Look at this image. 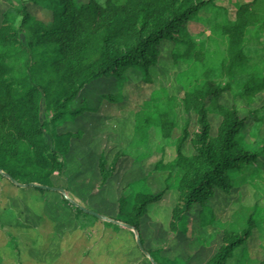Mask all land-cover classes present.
I'll return each mask as SVG.
<instances>
[{
    "label": "trees",
    "instance_id": "1",
    "mask_svg": "<svg viewBox=\"0 0 264 264\" xmlns=\"http://www.w3.org/2000/svg\"><path fill=\"white\" fill-rule=\"evenodd\" d=\"M29 1L40 7L42 16L30 12L29 2H23L21 7L11 6L0 25V170L21 184L54 187L53 174L61 175L66 170L64 158L72 136L69 132L60 134L58 128L74 121L85 109L84 104L74 107L80 93L103 79L121 82L131 68L148 72L158 62L163 43L173 41L174 59L186 64L179 73V83L185 90L184 106L196 115L198 128L192 134L196 155L177 160L186 172L179 180L180 196L170 230L180 232L196 206L208 210L203 220L213 219L206 203L213 189L230 191L234 181L231 173L241 171L245 181H255L259 168L252 167L264 157V144L246 141V122L251 116H242L235 106L226 108L214 102L208 106V102L214 101L221 89H233L229 84L213 90L220 84L211 79L218 77L245 78L236 85V98L250 100L264 91V42L260 41L264 0L238 5L234 20L226 10L224 14L218 11L211 34L205 35L214 47L210 49L192 39L186 27L203 8L212 5L216 9L215 0ZM16 13L21 15L20 22ZM23 34L26 40L21 38ZM160 94L154 91L147 103L159 107ZM108 99L115 100L111 95ZM211 109L222 117L214 138L210 136ZM157 114L155 124L164 136H170L173 124H166L163 116L157 124ZM187 137L188 126L180 143ZM105 166L100 163L101 185L109 175ZM160 196L139 192L129 207L127 196L122 195L117 202V216L112 219L134 227L144 245L142 221L147 206ZM258 211L257 207L248 214L239 225L242 230L233 228L228 232L232 222L223 224L227 227L224 242L207 264H226L234 256L260 223ZM73 214L86 229L102 222L76 206ZM102 223L114 234L127 232L135 238L132 231L112 221ZM89 237H94L93 230ZM135 247L140 249L137 243ZM148 252L158 264H175L158 259L155 251Z\"/></svg>",
    "mask_w": 264,
    "mask_h": 264
},
{
    "label": "rangeland",
    "instance_id": "2",
    "mask_svg": "<svg viewBox=\"0 0 264 264\" xmlns=\"http://www.w3.org/2000/svg\"><path fill=\"white\" fill-rule=\"evenodd\" d=\"M251 1L253 0H215L217 8L214 9L215 7L212 5L203 8L197 18L187 23L186 29L191 38L199 44L203 43L207 49L214 48L205 35L211 34V28L215 24L218 11L220 14H224V10H226L229 18L234 20L237 6ZM23 2H29L27 4L30 12L42 16L43 12L40 7L33 5L29 0H0V25L3 14L11 6L21 7ZM15 15L16 20L20 22L21 15L18 13ZM21 38L26 40L24 34ZM260 41L264 42V30ZM173 49V41L163 43L159 48L158 62L148 72L131 68L121 82L115 78L103 79L101 83L90 84L80 93L74 107L84 104L85 109L78 114L74 121H67L58 128L60 134L68 132L72 134L69 151L64 158L67 165L66 170L61 175L56 172L52 176L54 187L63 188L66 195L49 191L43 195L46 198L43 199L36 197L37 192L34 189L19 191L13 188L18 192L13 193L11 198L13 217L9 221L10 231L18 233L17 228L19 227L16 226L18 221L22 225L27 223V226L31 227L28 230L22 226V230L24 228L27 232L29 241L34 240L40 232H44L48 236L52 235L53 227V233L59 237L58 251L53 246V251L40 253V257L38 254L33 255L37 257V263L90 264L91 260V264H110L108 246L111 236L113 238L115 235H111L112 229L107 228L104 223L97 222L89 229L81 225L76 227L75 224L73 230L70 228L67 230L74 232L65 233L66 236L61 234L63 231L67 232L62 226L64 224L62 222L74 219L72 215L74 204L71 200L113 220L112 218L117 216L116 202L121 194L127 196V205L130 207L135 194L151 192L161 196L158 201L147 206L142 232L147 241L146 247L166 248L167 252L164 255L166 257H162L163 261L189 264L187 261L184 262L174 257L177 256L175 254L177 253L183 258L187 255L192 256L193 264H206L216 248L224 242V228L227 227H224L223 224L228 225L232 222L228 232H232L233 228L242 230L243 228L239 225L245 221L248 214L254 212L258 207L260 223L252 229L249 239L235 251L234 256L226 264H264V157L262 156L252 167V170L259 168L258 175L252 184L245 181L242 177L244 175L238 171L230 174V178L234 181L229 192L218 188L212 190L206 206L211 210L213 219L210 217L211 220L206 219L205 221V218L203 220L204 214L208 211H203V207H200L199 214L192 216L193 224L208 222L211 225H203L202 229L195 227L198 229L193 230V233L189 234L190 237L187 239L184 237L177 243L174 241L172 245L171 242L168 244L166 242L170 235L168 225L171 212L174 204L178 201V194H180L179 180L186 172L183 165H177V160L181 156L190 159L196 155V149L192 144V134L198 128L194 112H188L185 109V90L179 83V73L185 70L186 64L181 60L174 59ZM244 80L243 77L231 80L220 77L211 79V82L220 84L214 85L213 90L229 84L233 89H221L213 98L214 101L208 102V106L212 102L226 108L235 106L240 110L242 116L250 115L251 119L248 118L246 122L248 125L245 128L246 141L251 144L257 142L262 146L264 144V91L250 100L236 98V89H238L236 85L242 84ZM157 90L161 92L158 100L161 104L159 107H154L153 104L147 102L151 101L153 92ZM109 95L113 96L115 100L108 99ZM214 110L211 109L209 113L210 136L212 138L216 136L222 120L220 114ZM156 111L158 112L157 124L161 116L166 124H173L170 136H164L161 127L155 124ZM44 116L46 115L44 114ZM186 126H188L189 137L184 143H180ZM116 160L117 164L115 165ZM102 161L106 164L105 170L109 175L103 190L100 191L102 177L101 175L98 177L100 171L98 166ZM2 183L3 181L0 186ZM1 187L3 189V186ZM69 203H72V206ZM41 219L44 221L55 220V224L53 226L52 221H48L43 223L45 226H42ZM2 221L4 222V219ZM101 229H103V237H101ZM92 230L100 233L97 236L98 243H96V239L92 240L89 237ZM1 234L5 238L3 229H1ZM123 234H127V232ZM213 234H215L214 238L211 237ZM196 237L203 238L205 242L199 243ZM191 240L200 249L199 253L185 248ZM133 241L135 240L133 239ZM28 243L30 244V242ZM29 244H27L28 251L36 248ZM93 246L95 247L93 248ZM146 247H143L144 250L136 249L135 251L144 260L147 258V261H151L153 257L149 252L147 257L143 255V251L151 250ZM169 247L170 249H168ZM92 248L91 259L83 263L84 260L81 258L84 256V252L86 253ZM172 248L173 250H171ZM25 249L26 247L22 245V250L25 251ZM71 251H75V258L71 255ZM14 253L12 251L13 255ZM13 255L11 256L13 257ZM12 257L7 258L10 264H12L11 260L15 264H25L23 258L13 257L12 259ZM157 258L160 259L158 256ZM67 261L68 263H66Z\"/></svg>",
    "mask_w": 264,
    "mask_h": 264
},
{
    "label": "crops",
    "instance_id": "3",
    "mask_svg": "<svg viewBox=\"0 0 264 264\" xmlns=\"http://www.w3.org/2000/svg\"><path fill=\"white\" fill-rule=\"evenodd\" d=\"M98 167H99L98 170H100V165ZM100 175H101V173L99 171L98 177H100ZM1 181H3L2 185H1V186H3V189L0 186V264H10L8 262V260L12 257L11 255H13L12 251L15 252L13 257L14 258H20V259L23 258V261L25 260V264H27V263L39 264V263H37L38 260H36L37 257H34V256H36L35 254H38L40 257L41 256L40 253H47L50 250L53 251L56 248L58 251V248L60 245V243L58 242L59 237L58 236L56 237V233L55 234L53 233L54 232L53 226L55 224V220H51L52 222L50 220H46V221H44L42 219L40 220L42 226H45V225H43V223L48 222V221H50L53 224V226H52V224H50L53 227V232H51L52 235L48 236L44 232H40V233H38V236H36L34 238V240L29 241L28 236H27V232H25V230H24V228L28 229V230L31 229V227L29 225L27 226V223L25 225H22V223L17 221L16 226L19 227V228H17L18 233L15 234L12 231H10L11 230L10 229L11 224L9 221H11V219L13 217V210L11 207L12 206L11 205V198H12L13 193L18 192V191H14L13 188L16 190H19V191L25 190V189H27V191L29 189H34L37 192L36 197L37 198H43V199L45 198V196H43V195L49 191L47 190V191L42 192V191L37 190L36 187L17 186L8 177H6L5 175H3L0 172V183H1ZM100 182H101V180H100ZM103 186L104 185L102 184V186L100 187L101 188L100 191L103 190ZM94 194H96V193H94ZM123 195H125V194H123ZM2 196H3V199H2ZM121 196H122V194H121ZM121 196H119L118 200L120 199ZM179 196H180V194H178V198H177L178 201H179ZM118 200H117V202H118ZM178 201H176V203L174 204V207L176 206ZM174 207H173V209H174ZM199 213H200V206H196L194 208V211L191 213L190 217L188 218L187 223L182 228V230L178 233H174L170 230V223H171L172 214H173V211H172L171 212V219H170L169 225H168V227H169L168 232L170 233V235L166 240L167 244H168V242H171V245H172V243L174 241H176L175 243H177L180 240H182L184 237L187 239V237H190L189 234L193 233V230L198 229V228L202 229L203 225H206V226L211 225L210 223H203V222L193 224L192 216L197 215ZM72 215H73L74 219L68 220L67 222H64V221L62 222V223H64L62 226H63V228L66 229V231L69 230L68 228L73 230L75 227V224H76V227L80 226L79 223L76 221L74 214H72ZM145 218H146V216L143 218V221H142L143 226H144ZM2 219H4V222L2 221ZM102 222H103V220H102ZM117 222H119V221H117ZM118 225H120V224H118ZM22 226L24 227L23 230H22ZM120 226L123 227L122 225H120ZM195 227H198V228H195ZM124 228H126V227H124ZM1 229H3V233H4L5 238L1 234ZM126 229H128V228H126ZM128 230H130L134 233V235H135L134 240L135 241H133V236L129 235V233L128 234H123V233L114 234L113 230L111 231V235L114 234L115 236L113 238L111 236V241L109 242V246H108V254L110 255L109 256L110 264H149V262L147 261V258H145V260H144L142 257H140V254L135 251L136 249L139 250L138 248L135 247V243H137V245L139 246L138 241H137V236L135 233V231H137V230L136 229L135 230L128 229ZM142 230H143V227H142ZM70 232H74V231H67V232L63 231V233H61V234H65V233L69 234ZM93 232H94V237H92V240L96 239L95 241H96V243H98L97 236H99V234L101 233V237H103V229L100 230L99 234L97 233L98 231H96V230H93ZM137 233L139 234L138 231H137ZM66 234H65V236H66ZM142 234H143V232H142ZM143 237H144V235H143ZM211 237L214 238L215 234H213ZM196 238H197V241L201 244H203L205 242L204 239L201 237H196ZM28 242H30V244ZM146 242L147 241L144 238V246L145 247H146ZM27 244H29L32 247H36V248H34L35 251H34V249L28 251ZM22 245H24L26 247L25 251L22 250ZM53 246H55L54 249H53ZM219 246L216 248V251L219 248ZM94 247L95 246H93V248ZM93 248L91 250L87 251L86 253L84 252V256L81 258L82 260H84L83 263H85L86 260L91 259V254L93 252ZM146 248L151 249L152 251H155L156 253H158V256L160 257V259H162V257H166V256H164L165 252H167L165 247H160V248L146 247ZM185 248H189L192 251H195L198 253L200 251V249L197 248V246L195 245L193 240H191L189 243H187V246ZM168 249H170V247ZM140 250H142V249L140 248ZM171 250H173V248ZM168 251H170V250H168ZM174 251L176 252L175 248H174ZM71 252H72L71 255L74 256L75 251H71ZM145 252H144V255L147 257L148 255ZM215 252H214V254H215ZM147 253H148V251H147ZM61 254H63V253L61 252ZM175 254L177 256H174V257H177V258L183 260L184 262L187 261L189 264H193L194 258L192 256L187 255L185 258H183L181 256H178L179 254H177V253H175ZM190 254H193V253H190ZM214 254L211 256V258L214 256ZM8 257H9V259L7 260ZM13 257H12V259H13ZM170 257H171V255H170ZM74 258H75V256H74ZM74 258H71V259H74ZM68 259H70V258H68ZM210 259L206 262V264L210 261ZM162 260H164V259H162ZM11 262H12V264H15L12 260H11ZM66 263H68V261ZM89 263L91 264L92 261L90 260Z\"/></svg>",
    "mask_w": 264,
    "mask_h": 264
},
{
    "label": "water",
    "instance_id": "4",
    "mask_svg": "<svg viewBox=\"0 0 264 264\" xmlns=\"http://www.w3.org/2000/svg\"><path fill=\"white\" fill-rule=\"evenodd\" d=\"M0 172L5 175L6 177H8L15 185L17 186H22V187H36V188H41V189H44V190H48V191H55V192H60L64 195H66V191L63 189V188H59V187H52V186H45V185H40V184H37V183H29V184H21L19 183L17 180L13 179L8 173L6 172H3L2 170H0ZM71 202L74 204V206L80 208L81 210H83L84 212H87V213H90L92 214L93 216L97 217L98 219L100 220H105V221H112V222H115L117 224H120V225H123V227H126L128 229H131V230H135L134 227H132L131 225L129 224H125V223H120V222H117V221H114V220H111L110 218L104 216V215H101L99 214L98 212H95L93 210H90V209H87V208H84L83 206L77 204L76 202H74L73 200H71ZM136 233V236H137V241H138V244L140 246V248L142 250L143 249V245L141 243V238H140V235L137 233V231H135ZM145 252V251H144ZM147 255L148 253L145 252ZM151 261L154 263V264H158L153 258H151Z\"/></svg>",
    "mask_w": 264,
    "mask_h": 264
}]
</instances>
